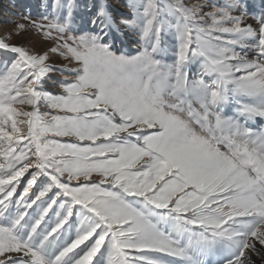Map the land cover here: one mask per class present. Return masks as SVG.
I'll return each mask as SVG.
<instances>
[{"label": "snow or ice", "instance_id": "1", "mask_svg": "<svg viewBox=\"0 0 264 264\" xmlns=\"http://www.w3.org/2000/svg\"><path fill=\"white\" fill-rule=\"evenodd\" d=\"M127 6L117 19L99 0L83 31L74 0H54L8 34L46 50L0 38L15 54L0 72V264H264V8ZM126 29L135 54L116 48Z\"/></svg>", "mask_w": 264, "mask_h": 264}, {"label": "rangeland", "instance_id": "2", "mask_svg": "<svg viewBox=\"0 0 264 264\" xmlns=\"http://www.w3.org/2000/svg\"><path fill=\"white\" fill-rule=\"evenodd\" d=\"M98 2L99 0H74L76 5L74 9V27L77 30L89 31L92 29L93 26L89 23V21L96 10L92 7V5ZM105 2L112 6L111 10L117 19L121 16H130L131 11L123 0H105ZM204 2L205 0H185V3L188 5ZM211 2L223 4L225 0H211ZM53 3L54 0H0V38H5L10 44L33 48L36 51L46 50L51 46L50 43H46L41 40V38L35 35L34 31L31 29L19 35L13 34L10 38L8 37V34L14 33L18 23H27L23 17L28 16L29 14H31V18L33 20L37 21L40 20L42 16L52 14ZM244 3L248 5V11L250 14H258L261 9L264 8V0H244ZM249 22L251 23L253 21L250 19ZM125 33V35L118 36V39L116 40V48L118 51H127L135 54L137 45L140 42V37L136 32L131 30L126 29ZM165 48L167 49V52L164 59L166 62L171 63L175 59L177 42H168V44L165 45ZM249 55L251 58V52ZM14 58L15 54L6 50H0V72L4 70L6 64L10 66ZM50 62L55 63L57 66L67 64L66 61L61 60L58 56H53ZM196 70L195 65L191 66V71L193 73H195ZM51 75L55 81L65 78L71 79L68 73L61 75L59 72H55L51 73ZM46 89L54 93L60 91L59 84H53L51 81L46 84ZM45 110L46 109H42V111ZM227 111L228 114H231V109ZM256 126L264 127V122H257ZM26 178L27 174L25 177L21 178V185L26 184ZM33 190L38 191L39 189L34 185ZM17 191L22 192V187H18ZM54 219L55 218L53 217V220Z\"/></svg>", "mask_w": 264, "mask_h": 264}, {"label": "trees", "instance_id": "3", "mask_svg": "<svg viewBox=\"0 0 264 264\" xmlns=\"http://www.w3.org/2000/svg\"><path fill=\"white\" fill-rule=\"evenodd\" d=\"M124 2H125V4H126V6L128 5V0H123ZM163 2H167V0H163ZM130 9V8H129ZM130 11H131V9H130ZM138 35H139V33H138V30L137 31H135ZM168 42H174V43H176L177 41L175 40V38H174V36H172L171 34H168L166 37H165V45H167L168 44ZM170 44V43H169Z\"/></svg>", "mask_w": 264, "mask_h": 264}]
</instances>
